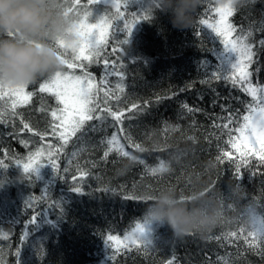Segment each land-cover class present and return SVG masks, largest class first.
Segmentation results:
<instances>
[{"label":"trees","instance_id":"1","mask_svg":"<svg viewBox=\"0 0 264 264\" xmlns=\"http://www.w3.org/2000/svg\"><path fill=\"white\" fill-rule=\"evenodd\" d=\"M229 1L234 11L225 23L234 24L236 32L217 37L208 24L223 31L216 9L224 0H204L184 30L173 28L152 0L121 6L123 20L115 19L111 5L81 0L93 14L106 10L112 17L100 57L84 60L85 69H65L90 74L89 107L98 105L92 115L101 119L84 122L85 129L96 125L94 131L73 135L62 130L51 115L53 109L60 115L62 103L36 91L46 77L26 89L36 91L27 103H20L23 96L0 100V110L17 101L0 121L5 165L0 168V264H264V139L250 142L249 129L236 131L245 115L259 114L264 93L258 91L253 99L239 84L211 78L229 74L238 55L226 52L220 39L232 41L238 32H251L257 42L264 39V0ZM150 7L151 19L139 21L126 35L124 23L133 19L131 13L139 16ZM257 50L258 65L247 70L253 85L264 87V48L257 44ZM239 77L237 71L232 79ZM53 124L58 125L55 135ZM113 133L137 160L116 150L104 156ZM229 134L237 138L235 148ZM223 152L230 155L221 163L217 157ZM241 157L246 163L237 178L235 164ZM30 158L36 168L26 173ZM160 160L170 170L149 175L147 169ZM166 187L181 197L201 190L222 195L230 188L240 194L225 200L221 222L207 235L177 238L167 227L151 225L150 244L142 239L125 243L124 237L143 223L144 209L152 202L148 197ZM249 209L257 214L253 225L246 222ZM108 236L114 237L109 246Z\"/></svg>","mask_w":264,"mask_h":264},{"label":"clouds","instance_id":"2","mask_svg":"<svg viewBox=\"0 0 264 264\" xmlns=\"http://www.w3.org/2000/svg\"><path fill=\"white\" fill-rule=\"evenodd\" d=\"M204 0H160L161 11L177 30L190 28ZM74 17L65 15L61 0H0V89L26 88L41 78L62 71L63 51L79 47ZM236 188L210 195L207 191L181 197L172 188L151 196L143 217L149 224L165 226L182 238L194 232L207 235L221 222L226 199L239 196ZM246 222H257L255 209Z\"/></svg>","mask_w":264,"mask_h":264},{"label":"snow or ice","instance_id":"3","mask_svg":"<svg viewBox=\"0 0 264 264\" xmlns=\"http://www.w3.org/2000/svg\"><path fill=\"white\" fill-rule=\"evenodd\" d=\"M244 2V0H241ZM88 4L96 3V4H104L108 5L111 4L112 7L116 9V16L115 19L123 20L124 19V12L120 11L121 6L124 8H128L130 0H87ZM61 5L64 8L65 15H71L74 17V25L77 31V35L79 36V47L72 51L71 53L64 52L62 44H58V48L61 49L60 58L64 64V68L62 71H56L45 79L41 80L38 84L37 90L39 93H49L53 95L56 99L57 104L62 103V97L65 94V89L68 86H74L75 90L73 95L78 103V108L74 112H70L69 116L64 115V109H59L60 115H57V110L53 109L51 111V115L54 120H59L60 124L63 125L67 123L70 134H75L77 131H81L82 133L87 131H94L96 130V125H91L89 128H84V122L86 120H91L93 118L100 120V116L93 117L92 113L97 111L98 105L89 107L92 104V97L90 93V86L88 85L89 75L87 72H84L83 75H77L74 72L66 71L65 69H76L81 68L85 69L86 65L83 63L84 60L92 62L94 58H99L101 55V51L105 45L108 44V29L113 28L112 17L109 16L106 10L102 12L99 9H95L93 11L88 10L87 5H81V0H61ZM152 6L157 9H161L160 0H152ZM151 6V7H152ZM151 7L149 8L147 13H142L141 15L137 16L136 14L131 13L133 17L132 20H125L124 28L126 30V35H131L133 28L136 24L139 23L141 20H149L151 19ZM221 14L222 19L226 16H230L233 14V4L227 3L222 5L220 8H217ZM201 24L207 23L206 20H201ZM209 28L215 32L217 37L225 36L227 33L236 32V28L232 23H225L223 25V31L216 28L212 24H208ZM115 30L119 31V26H115ZM252 33L248 32L246 35L242 34V32H238L236 36L233 37L232 41H228L227 39H220L224 49L226 52H230L232 54H237L235 62L231 64V71L227 75H213L211 78L213 79H225L229 80L233 87H236L238 84L242 91L251 95L253 99L256 98V93L259 91L264 93V87H261L259 84L253 85L251 81V76L253 75L252 72H249L247 69L253 64L257 63L258 61L254 60V57L258 55L257 44L259 48H264V39L254 41L251 39ZM127 39H123L121 41L122 45L127 44ZM80 61V63H77ZM239 71L240 77L238 80L232 79V76ZM256 72H259V66H257ZM107 74V73H106ZM26 88H18V89H0V100H3L5 97H12V96H23L24 99L20 101V103H27L28 100L36 94V91H26ZM17 106V101L13 100L5 110H0V121H3V118L6 114V111L10 109H14ZM185 107H187L185 105ZM189 111H192L189 109ZM252 112H255L256 109H251ZM12 115H17V113L12 112ZM115 117V113H112ZM119 120V117H115ZM245 123L241 125L240 128L236 129L241 134L244 133V129H249V137L250 139L255 137L257 133L261 136H264V107L259 109L258 116H249L245 115L243 117ZM251 120V125H249V121ZM218 126V125H217ZM25 128L28 127L27 124L24 125ZM58 125H52V134L55 135L57 132ZM227 127V125H224ZM231 132V130H230ZM128 140L131 142V137H127ZM237 138L229 134L228 143L231 144L233 148L236 147L235 140ZM103 142V141H102ZM108 150L104 152V156L107 157L109 152L112 150H116L120 153V155L124 157H130L132 160H137V157L130 156L129 152L124 151V146L119 143L118 137L115 133L112 134L111 138L106 141ZM138 150L143 151L140 145H134ZM230 154L228 152H223L221 156L217 157V160L221 163L224 162V157H228ZM261 162H264V153H260ZM141 164L144 161H139ZM243 163L246 161L243 160V157L240 158V162L235 164V173L237 178L239 177L240 168ZM51 167L54 171H57L55 163L51 164ZM0 168H5L4 162L0 159ZM36 168V167H35ZM32 167V162L30 158V162L24 166V171L26 173L32 172L34 169ZM169 166L168 164L160 160L159 163L155 167H151L147 169L149 175L155 177L158 174H163L168 172ZM73 190L76 192H80V187H73ZM151 199V197H148ZM43 199V198H42ZM32 204L30 205V207ZM53 206V205H52ZM251 210V209H249ZM32 222H35V216L32 217ZM262 224V232H264V221H261ZM151 224H149L146 220L143 223H137L135 231L131 235H126L124 237V242H131L135 243L137 239H142L145 243H151ZM138 233V236L136 235ZM228 236H235V233H228ZM113 236H108L105 240V243L109 246L108 242L113 240Z\"/></svg>","mask_w":264,"mask_h":264},{"label":"rangeland","instance_id":"4","mask_svg":"<svg viewBox=\"0 0 264 264\" xmlns=\"http://www.w3.org/2000/svg\"><path fill=\"white\" fill-rule=\"evenodd\" d=\"M227 3H230V1L224 0L222 5L227 4ZM108 5H111V4H108ZM225 20H226V17H224L222 19V17L220 16L219 25L221 26V28L225 24ZM69 70H72V69H69ZM88 85L91 86L89 81H88ZM74 90H75L74 86H68L65 89V94L62 97V101H63L62 105H63V109L65 110L64 111L65 116H69V113L74 112L79 106L74 95H73ZM258 115L259 114H257L256 116H258ZM69 118H71V117L69 116ZM65 129L66 130L69 129L67 123L62 125V130H65ZM67 134H69V133H67ZM246 139L249 140L250 142H256V140H263L264 136H261L259 133H257V135L255 137H253L251 139H250V137H246Z\"/></svg>","mask_w":264,"mask_h":264}]
</instances>
